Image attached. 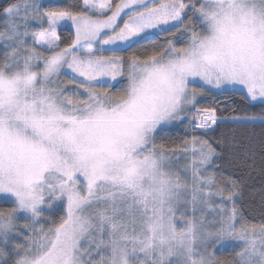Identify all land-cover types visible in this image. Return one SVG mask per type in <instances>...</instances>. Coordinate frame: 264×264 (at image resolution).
<instances>
[{"label":"snow or ice","instance_id":"1","mask_svg":"<svg viewBox=\"0 0 264 264\" xmlns=\"http://www.w3.org/2000/svg\"><path fill=\"white\" fill-rule=\"evenodd\" d=\"M209 88H242L261 114L199 106ZM185 121L190 137L164 143ZM257 121L225 176L223 146ZM221 124L230 138L215 137ZM253 171L264 175V0L3 9L0 264H264V199L258 222L239 203Z\"/></svg>","mask_w":264,"mask_h":264},{"label":"trees","instance_id":"2","mask_svg":"<svg viewBox=\"0 0 264 264\" xmlns=\"http://www.w3.org/2000/svg\"><path fill=\"white\" fill-rule=\"evenodd\" d=\"M22 2V0H0V14L3 13V9L8 7L12 3ZM41 2L48 8L51 9H69L75 10L79 7L81 0H41ZM174 31V29L172 30ZM74 33L72 31L63 32L62 34V46H66L73 39ZM170 38L168 33H161L154 35L150 41H145L140 44H133L128 49L119 52L120 55L125 57L137 53L142 54L146 49L150 50L153 44L163 45L166 42V39ZM175 43H183V39L177 34L174 40ZM61 79H65L62 77ZM119 87V86H118ZM245 93L240 91H224V92H215L208 90L207 94L197 98L198 105L201 107L215 106L218 110H222L225 115L229 112H232L233 115H259L261 114L262 108L258 103H254L248 99H245ZM219 114V111H218ZM232 124H221L220 127L215 132V137H220L224 135L227 138H230L233 133ZM261 132V125L257 121L255 126H249L245 128L241 126L237 131V139L240 141L239 144L230 145L225 144L223 146V174L228 176L232 174L235 170L229 165V160L234 157H239L242 155L245 147L249 143V134L254 133L252 140L258 141L259 134ZM190 129L186 127V121L181 124H175L168 127V131L161 134L162 140L166 144H179L183 138L186 136L190 137ZM220 147V146H218ZM264 199V175L260 174L258 171H253L251 176L246 177V185L243 192V198L239 203L243 206L245 215L252 219L254 222H258L261 218V202ZM8 206L5 205L4 200L0 199V207ZM58 218V217H54ZM228 253H222V255H227Z\"/></svg>","mask_w":264,"mask_h":264},{"label":"rangeland","instance_id":"3","mask_svg":"<svg viewBox=\"0 0 264 264\" xmlns=\"http://www.w3.org/2000/svg\"><path fill=\"white\" fill-rule=\"evenodd\" d=\"M173 30V29H172ZM59 31V35H60V44H61V47H63L62 46V34H63V32H68V31H72L73 33H74V29H72V27H71V25H70V23L69 24H65L63 27H62V29H59L58 30ZM161 34V33H160ZM129 47H124V46H121V49H120V51L119 52H121V51H124V50H126V49H128ZM62 78V77H61ZM119 79V78H118ZM115 83V82H114ZM119 85H117V87H118ZM209 90H212V91H215V92H224V91H221V90H216V89H211V88H209ZM240 92H242V93H245L246 94V92H245V90H243L242 88L239 90ZM254 103H258V102H254ZM175 124H181L180 122H178V123H174V124H172V126L173 125H175ZM171 126V125H170ZM170 126H168V127H170ZM1 200H3V199H1Z\"/></svg>","mask_w":264,"mask_h":264}]
</instances>
